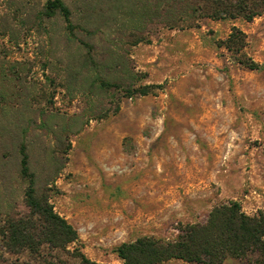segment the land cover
I'll list each match as a JSON object with an SVG mask.
<instances>
[{"label":"rangeland","instance_id":"374dc122","mask_svg":"<svg viewBox=\"0 0 264 264\" xmlns=\"http://www.w3.org/2000/svg\"><path fill=\"white\" fill-rule=\"evenodd\" d=\"M62 1L71 30L47 0H0L4 263L34 264L2 234L27 211L22 144L36 191L78 233L69 248L97 264H121L120 243L169 236L221 202L263 209L264 12L181 21L169 0ZM233 25L246 34L239 53L224 45Z\"/></svg>","mask_w":264,"mask_h":264},{"label":"trees","instance_id":"16d2710c","mask_svg":"<svg viewBox=\"0 0 264 264\" xmlns=\"http://www.w3.org/2000/svg\"><path fill=\"white\" fill-rule=\"evenodd\" d=\"M181 9V21L209 18L252 21L264 12V0H169ZM50 12L59 11L68 29H72L70 10L62 0H47ZM225 47L239 53L246 45V34L233 25L224 40ZM238 62L251 69L259 64L251 58L239 57ZM141 88L142 94L148 90ZM20 174L27 180L24 191L27 211L10 215L4 221L2 234L8 252L27 251L34 264H97L76 245L78 233L71 223L55 212L43 191L34 187L25 145H20ZM169 236L140 235L122 242L115 253L121 264H164L171 260L200 264H223L227 259L264 264V208L254 214L243 211L236 200L214 205L202 222H180ZM0 264H5L0 255ZM13 264H30L17 257Z\"/></svg>","mask_w":264,"mask_h":264}]
</instances>
